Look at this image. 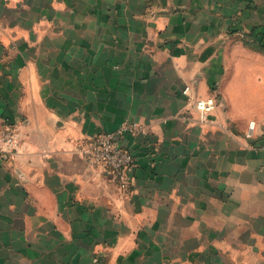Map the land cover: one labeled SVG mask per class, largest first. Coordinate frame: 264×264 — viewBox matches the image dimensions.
Returning <instances> with one entry per match:
<instances>
[{
    "label": "crops",
    "instance_id": "crops-1",
    "mask_svg": "<svg viewBox=\"0 0 264 264\" xmlns=\"http://www.w3.org/2000/svg\"><path fill=\"white\" fill-rule=\"evenodd\" d=\"M126 121L123 188L77 145ZM6 122L0 264H264V0H0Z\"/></svg>",
    "mask_w": 264,
    "mask_h": 264
},
{
    "label": "built area",
    "instance_id": "built-area-1",
    "mask_svg": "<svg viewBox=\"0 0 264 264\" xmlns=\"http://www.w3.org/2000/svg\"><path fill=\"white\" fill-rule=\"evenodd\" d=\"M190 86L184 93L189 94ZM194 105L203 119L214 111L217 97H199L194 99ZM254 125V121L250 123ZM140 130L137 122L126 121L113 132H100L86 140L79 141L77 149L83 158L93 167L104 168L117 183L125 188L135 176L136 162L132 150L121 143L120 138ZM19 138L16 127L10 123L0 126V159H8L19 148Z\"/></svg>",
    "mask_w": 264,
    "mask_h": 264
},
{
    "label": "rangeland",
    "instance_id": "rangeland-1",
    "mask_svg": "<svg viewBox=\"0 0 264 264\" xmlns=\"http://www.w3.org/2000/svg\"><path fill=\"white\" fill-rule=\"evenodd\" d=\"M6 123H9V122H6ZM6 123H4V124H6ZM4 124H3V125H4ZM10 124H12V123H10ZM12 125H14V124H12ZM14 126H15V125H14ZM16 130H17V128H16ZM114 180H115V179H114ZM115 181H116V180H115Z\"/></svg>",
    "mask_w": 264,
    "mask_h": 264
}]
</instances>
